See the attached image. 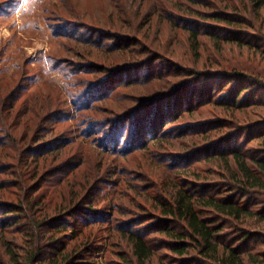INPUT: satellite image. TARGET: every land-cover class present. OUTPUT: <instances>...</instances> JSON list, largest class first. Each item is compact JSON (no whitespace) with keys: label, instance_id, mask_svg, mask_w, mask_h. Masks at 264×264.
Listing matches in <instances>:
<instances>
[{"label":"rangeland","instance_id":"obj_1","mask_svg":"<svg viewBox=\"0 0 264 264\" xmlns=\"http://www.w3.org/2000/svg\"><path fill=\"white\" fill-rule=\"evenodd\" d=\"M215 11L235 12L243 23L205 16ZM187 27L202 32L196 51ZM209 31L234 32L251 45L232 44L229 52ZM263 51L264 8L254 12L250 0H0V207L66 208L59 244L89 241L87 264H118L117 254L129 255L130 247L116 226L162 221L153 205L178 188L228 194L223 162L207 157L225 144L264 154L252 134L261 119L255 113L264 115L252 106L264 78ZM243 84L250 89L240 112L231 98ZM166 97L183 115L152 124L151 136L142 123L160 115L155 106L169 104ZM133 128L145 138L130 141ZM119 130L125 134L113 145ZM255 196L264 201L254 194L250 203ZM90 216L101 218L86 225ZM78 226L82 231L73 232ZM223 232L229 239L235 230L227 223ZM5 233L30 244L23 225ZM44 234L47 254L53 240ZM159 246L153 264H207Z\"/></svg>","mask_w":264,"mask_h":264},{"label":"trees","instance_id":"obj_2","mask_svg":"<svg viewBox=\"0 0 264 264\" xmlns=\"http://www.w3.org/2000/svg\"><path fill=\"white\" fill-rule=\"evenodd\" d=\"M250 1L254 12L264 8V0ZM205 16L214 19L218 23L237 26H241L244 19L235 15V12L227 11H215ZM195 28L197 27H187L186 30L195 38L196 47L194 50L196 51L200 47V42L197 39L202 32ZM214 33L216 32L209 31V37H214L216 43L230 44L229 52L234 49L231 46L232 44L251 45L250 42L244 43L234 32L225 33V36L221 34V36H213ZM213 54L219 56L223 53L217 51L213 52ZM199 55L197 57L200 59ZM219 62L222 61L218 60L215 63L219 64ZM174 73L183 75L177 71ZM202 74L206 75L207 73L202 72ZM259 80L262 85L255 94L256 98L253 99L252 106L264 108V78H259ZM249 89L250 86L243 84L237 92L233 91L231 98L232 109L243 111L244 102L242 101V95L244 92H248ZM214 90V86H212L211 93ZM221 91L223 90L221 89ZM166 99H170L169 104L155 106V113H160V115L157 117L152 116L151 120L142 123L143 128L148 125L146 130H150L151 136H155L156 128L154 129L153 125L157 124L158 121L160 122L176 113H179L178 115L176 114L179 118L183 115V113L179 112L182 105H177L176 101H172L169 97L164 100ZM215 100L218 101L220 98ZM188 109L193 108L189 107ZM255 114L261 115V119L254 122L257 130L255 129L252 134L261 140L264 147V115L257 112ZM138 132V129L134 131L133 128L130 132V141L132 139L143 140L145 138V136H139ZM121 133L123 135L125 131L119 130L115 139L111 138L113 145L117 139H120ZM142 135H145V133L142 132ZM120 143H122L121 140ZM133 144L131 143L128 146ZM222 147L225 148L217 152L218 154L207 157V159L216 158L223 162L222 164L227 173L226 180L229 182L228 188H226L228 189L226 190L228 194H223L218 189L215 190L216 192H206L196 188L191 193L190 189L181 190L178 188L176 191L173 190L170 197L165 198V201L158 200V202H155L156 206L153 205L155 209H160V214L158 215L163 218L161 219L162 221L152 226L143 220L137 224L132 223V226H116V231L120 233L122 239L127 240L130 247L129 255L117 254L118 258L123 260L118 262V264H153L157 252L161 250L160 244L164 250L170 251L175 257L183 260L191 259L195 261V259L201 257V259L207 261V264H264V201L255 200L258 199V196H255L253 202H249L250 197L254 194H264V154H250L236 144H225ZM180 168L187 173V167H184L183 164ZM235 193L237 195L233 197L232 195ZM72 207L69 208L72 209ZM89 207L90 209L92 208L91 205ZM64 209L59 214H54L59 209L48 210L46 207L36 209V207H32L29 204H19L15 208L0 207V264H87V257L83 256L82 251L83 247L89 245V241L85 242L86 244L60 245L62 238L57 235L62 231L68 230L66 225H64V220L61 218L68 211H64ZM79 210H81L80 207H77L76 211L78 212ZM87 214V212H84V215ZM89 218L91 220L84 219L86 225L98 222L101 217L96 219L97 217L95 216L92 219L90 216ZM21 221H23L22 224H20ZM227 223H230L232 229L235 230L229 239L222 236ZM22 225L29 234L30 244L26 247H22L17 242L15 243L8 239L5 233L8 227L18 229ZM144 225L149 227L148 231L144 230ZM51 227L53 229H50ZM78 229L81 230L78 226L73 232L79 231ZM50 231H54L53 237H48V232ZM81 231L77 235L78 237L84 236V232ZM155 233L163 235L164 238H162L161 243L153 242L152 235H155ZM43 234L44 237L53 240L51 244L52 251L47 254L42 248ZM69 235L74 237L71 241L76 238L75 233Z\"/></svg>","mask_w":264,"mask_h":264}]
</instances>
